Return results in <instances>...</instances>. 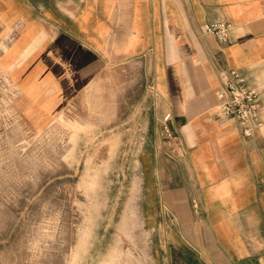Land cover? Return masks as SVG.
<instances>
[{
    "label": "crops",
    "instance_id": "obj_1",
    "mask_svg": "<svg viewBox=\"0 0 264 264\" xmlns=\"http://www.w3.org/2000/svg\"><path fill=\"white\" fill-rule=\"evenodd\" d=\"M218 16L234 24L230 43L203 30ZM112 62L145 70L151 263L261 264L264 125L247 137L216 105L235 68L262 84L264 115V0H0V65L22 115L52 120ZM168 111L177 145L162 129Z\"/></svg>",
    "mask_w": 264,
    "mask_h": 264
},
{
    "label": "rangeland",
    "instance_id": "obj_2",
    "mask_svg": "<svg viewBox=\"0 0 264 264\" xmlns=\"http://www.w3.org/2000/svg\"><path fill=\"white\" fill-rule=\"evenodd\" d=\"M144 75L140 63L112 62L39 123L18 111L0 65V264H152Z\"/></svg>",
    "mask_w": 264,
    "mask_h": 264
},
{
    "label": "built area",
    "instance_id": "obj_3",
    "mask_svg": "<svg viewBox=\"0 0 264 264\" xmlns=\"http://www.w3.org/2000/svg\"><path fill=\"white\" fill-rule=\"evenodd\" d=\"M233 29V22L222 16L203 24V30L214 34L222 44L233 41ZM223 74L222 85L217 90L216 114L219 118H234L242 133L251 137L264 125L262 84L235 68L224 70ZM170 119L171 112L168 111L162 118V129L164 135L177 145L179 136L172 129ZM259 185L264 191V176L261 177ZM194 205L197 207L196 202ZM261 264H264V257Z\"/></svg>",
    "mask_w": 264,
    "mask_h": 264
}]
</instances>
